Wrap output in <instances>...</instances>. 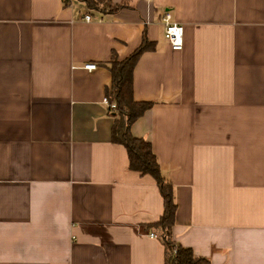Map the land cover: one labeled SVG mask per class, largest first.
<instances>
[{"label": "crops", "instance_id": "1", "mask_svg": "<svg viewBox=\"0 0 264 264\" xmlns=\"http://www.w3.org/2000/svg\"><path fill=\"white\" fill-rule=\"evenodd\" d=\"M69 2L0 0V264H165L147 228L159 190L129 170L105 104L111 54L143 38L133 100L154 104L130 131L173 186L172 238L264 264V0H112L105 17Z\"/></svg>", "mask_w": 264, "mask_h": 264}, {"label": "trees", "instance_id": "2", "mask_svg": "<svg viewBox=\"0 0 264 264\" xmlns=\"http://www.w3.org/2000/svg\"><path fill=\"white\" fill-rule=\"evenodd\" d=\"M82 4L91 16H110L118 7L112 0H71ZM70 4V2L68 1ZM152 46L146 38L128 57L119 60L111 54L108 70L111 74V87L108 102L114 103L111 115L114 122L111 130L112 141L122 145L127 152L129 170L147 175L153 179L163 202L161 217L147 226L153 230L165 248V264H211L207 259L197 257L188 248H183L172 238L177 205L173 186L162 174L157 158L149 142L134 137L131 126L141 118L154 103L133 100V70L141 55L150 51Z\"/></svg>", "mask_w": 264, "mask_h": 264}, {"label": "built area", "instance_id": "3", "mask_svg": "<svg viewBox=\"0 0 264 264\" xmlns=\"http://www.w3.org/2000/svg\"><path fill=\"white\" fill-rule=\"evenodd\" d=\"M62 1H71V0H62ZM85 22H92L93 19L90 15L84 16ZM162 24L164 26V38L169 46L174 50H180L182 48V26L178 23L171 21V16L169 14H165L162 18ZM83 69L87 71H93L96 69V65L94 64H86ZM105 104L109 107V109L114 110L115 104L109 103L105 101ZM153 238H157L156 235H150Z\"/></svg>", "mask_w": 264, "mask_h": 264}]
</instances>
